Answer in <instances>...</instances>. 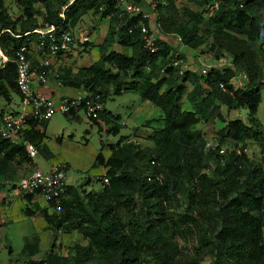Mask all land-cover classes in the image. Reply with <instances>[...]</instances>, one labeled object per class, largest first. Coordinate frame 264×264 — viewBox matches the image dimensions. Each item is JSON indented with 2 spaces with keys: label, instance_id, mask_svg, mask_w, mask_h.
Masks as SVG:
<instances>
[{
  "label": "trees",
  "instance_id": "trees-1",
  "mask_svg": "<svg viewBox=\"0 0 264 264\" xmlns=\"http://www.w3.org/2000/svg\"><path fill=\"white\" fill-rule=\"evenodd\" d=\"M12 1L20 10L13 20L0 0V50L5 57L13 58L21 46L31 50L30 46L38 43V36L31 31L52 26L54 35L71 33L81 17L91 13L108 21L105 37L95 47L97 60L73 74L68 69L57 70L56 78L47 79H56L61 87L96 93L102 104L109 96L132 93L159 113L141 125L150 130L147 136L150 146L133 152L129 143L121 144L126 138L120 137L107 145L106 159L99 149L90 166L105 170L97 179L107 181L99 192H87L79 197L76 187L66 186L59 210L55 211L50 203V215L40 212L53 234L52 242L38 261H31L38 254V238L31 236L30 244L24 242L21 249V255L28 259L26 264H89V261L146 264L144 249L149 252L152 264H177L178 234L182 232L191 238L196 225L204 227L211 237L208 264H264L263 159L253 163L244 151V144L253 142L264 158V130L255 119L264 78L256 63L257 52L264 50V0H224L212 13H208L203 0H185L200 6L199 12L186 8L175 11L173 0H153L152 11L162 35L179 39V44L196 56L226 55L229 59L230 67L209 68L203 75L182 68V63L171 66L175 58L181 60V57L176 55L168 38L164 42L155 40L157 50L153 54L142 49L137 27L140 17L121 14L119 19L115 18L118 13L115 0H74L69 5L68 0ZM134 2L141 7L138 0ZM81 44L89 45L84 40ZM114 44L128 49L129 55L111 50ZM27 60L30 70L50 69L36 65L31 55H27ZM237 73H243L246 81L233 90L229 81ZM15 77V65L6 62L0 68L3 108L11 107L12 96L17 100L20 97ZM184 84L190 86L187 93ZM182 97L190 106L188 110L179 105ZM215 104L226 110L242 109L246 114V122L224 120L218 115L222 123L216 132L218 142L233 147L224 156L217 155L218 147L205 148L201 135L194 130L199 122L211 117ZM262 110L264 114V106ZM4 114L0 110V126ZM74 116L64 115V118ZM98 119L104 124L111 123L106 134H118L120 127L115 122L118 116L111 117L103 107ZM46 125L47 121L27 122L17 144L0 138V178L11 180L15 165L31 164L23 143L31 144L37 157L45 161L52 159L44 143V133L36 130L38 126L44 131ZM60 141V137L55 138L56 144ZM21 199L23 213L29 216L31 195H22ZM178 203L181 211L175 214ZM169 204L174 205L172 211L167 208ZM70 226L86 245H74L71 255L60 256L54 251V233L65 232Z\"/></svg>",
  "mask_w": 264,
  "mask_h": 264
},
{
  "label": "rangeland",
  "instance_id": "rangeland-1",
  "mask_svg": "<svg viewBox=\"0 0 264 264\" xmlns=\"http://www.w3.org/2000/svg\"><path fill=\"white\" fill-rule=\"evenodd\" d=\"M3 3L9 17L12 20L17 18L20 10L15 3L12 0H3ZM173 7L175 11H179L182 8H186L192 12H199L201 10L200 6L189 5L182 0H173ZM144 9L147 10L148 14L152 15L155 13L148 8ZM107 22V20H102L91 13H86L81 17L77 26L71 30L73 43L75 42L74 45L75 48H77L78 53L72 58L73 60L69 59L65 62V67L71 69V71H75L80 67L90 65L96 60L94 57L96 58L97 53L94 49L91 50L89 48L88 53L81 54L80 50H78L76 41L78 40L81 44L82 41L86 39V35L88 36L91 33L88 38L90 40L89 42L92 44L100 43ZM160 34L161 31L158 30L156 37L159 38V40L163 39L162 42H164L167 40L166 38H168V43L171 44L175 50L178 51L179 49L182 53V55L179 53L182 63L186 62V64H188L187 66L190 69L188 71L190 72L200 74L201 69L213 67L219 58H223L226 62H230L226 55L222 57H213L210 54L193 56V51L184 48L175 40L171 39L170 36ZM111 50L126 56L129 55L128 49L119 47L116 44L112 45ZM256 63L260 67L262 73H264V50L257 52ZM242 74L243 73H237L229 81L233 90L238 89L245 84L246 78L243 79ZM184 87L185 93H187L190 90V86L184 84ZM72 93L73 91L69 88H64L59 89L56 94L70 96ZM260 94L261 101L257 106L255 119L264 130V114L262 110L264 106V78L262 80V85L260 86ZM183 97L180 100L179 105L181 109L188 110L190 106L183 101ZM10 103L12 104L11 107L5 106L3 108V103L0 100V110H2L3 113H6L8 110H15L18 100L12 96ZM103 107L111 117H119V119L115 121L120 127L116 136L106 134V132L102 130L98 131L97 124L85 121L81 112H78L77 117L73 119H67L62 115L55 114L47 122L44 129V136L46 139L45 144L52 154V159L48 161H45L40 157H35L33 159L35 168L42 172H47L49 164L51 163L61 164L62 162H66L68 168L65 172V183L72 187H76L79 197H83L87 192L97 193L100 191V184L99 181H97L99 177H97V175L100 174L101 169L90 168L92 160L96 153H98L100 147L103 145L102 147H105V152L108 150L107 145L114 144L120 137L126 138L121 144H127L126 142L130 141L129 145L133 147V152H138L141 149L150 146L151 144L147 137L150 130L141 128V125L145 120L156 118L159 115L156 109L148 103L140 101L138 96L132 93H125L120 96H109L105 100ZM218 115L224 120L238 119L246 122V114L242 109L226 110L224 107L215 104L211 117L207 121L199 122L195 126L194 130L201 135L206 145L205 148L214 149L215 147H218L216 150L217 155L224 156L232 151L233 147L229 143L225 142L219 144L218 142L216 132L222 126V123L218 119ZM57 137H61V142L59 144L55 143V138ZM244 148L246 149L245 155L249 161L258 163L260 159H263L261 166L264 167V158L260 156L256 144L253 142H246ZM102 154L104 153L102 152ZM143 168L145 167L143 166ZM32 169L33 166L31 164L15 165L13 169L15 177L13 176L14 178L11 180L0 178V188L5 186V183H2L5 180L8 181V184H6L7 186L10 188L15 187V184L10 186L11 183H18L20 180L24 179ZM203 172L208 174V171L206 170ZM179 202H181V200H179ZM178 205L179 208L176 209L175 214L180 213L181 211L180 204L178 203ZM167 208L169 211H172L174 205L169 204L167 205ZM12 209L14 212H12L9 222L0 227V236L2 237L0 243V264H24L26 258L21 255L23 240L32 235H36L39 238V252L36 258L40 259L48 250V247L52 242L51 236L53 234L50 232L48 233V235L51 236L50 240L47 242L45 235L38 229L36 221L34 222L33 219L30 220L28 218H20L18 216L19 211L17 205L13 206ZM68 228L69 229L65 232H55L53 240L54 251L60 256L71 255L72 247L74 245H79L81 247L86 245V242L81 239L77 231L72 229L71 226ZM262 234L264 244V227L262 229ZM210 241L211 237L208 231H205V228L202 226L196 225L193 227L191 238L180 232L176 240L177 249L179 251V260L177 264H208L211 260L212 253ZM8 248L10 253H8ZM143 259L146 264H152L151 256L146 249L143 250ZM85 264H88V262ZM89 264H92V262L89 261Z\"/></svg>",
  "mask_w": 264,
  "mask_h": 264
},
{
  "label": "built area",
  "instance_id": "built-area-1",
  "mask_svg": "<svg viewBox=\"0 0 264 264\" xmlns=\"http://www.w3.org/2000/svg\"><path fill=\"white\" fill-rule=\"evenodd\" d=\"M73 1L74 0H68V5ZM138 1L141 7L136 5L134 0H115L114 8L117 10L116 12H118L115 18L119 19L121 14L127 15L128 17L139 16L141 23H139L137 27L142 49L146 50L149 54H153L157 50L155 40L157 39L156 34L159 27L155 22L154 14H148L147 10L144 8L153 10L154 2L153 0ZM203 1L206 2L208 13L215 12L219 5L224 2V0ZM142 21H144V23ZM54 32L55 30L52 26H49L45 30L31 31V33L38 36V43L35 44V52L39 58V66L42 68L49 67L50 59L65 57L71 52L73 45L72 34L70 32H63L54 35ZM130 32L131 28H128L127 33ZM26 34L28 33L24 35ZM176 42L179 43V39H176ZM27 55H31V50H26L23 46L15 51L11 59L5 57L0 50V68L9 61L16 67L15 85L20 94L15 111L2 115V124L0 126L1 139L17 144L22 138L27 122L34 121L39 124L49 121L55 114L62 116L70 114L75 115L77 114V110H79L85 118V121L89 123H92V121H99L98 117L103 111V104L100 100V96L96 93L82 92L72 97L63 96L54 99L32 92L30 90V85L34 79L37 84L44 86L47 83L48 76L57 77V71L52 69H47L42 72H38L39 70H30V63L27 60ZM181 63L182 61L180 59L175 58L171 66L177 67L180 66ZM230 66V63L226 62L225 59L219 58L211 68L222 69ZM208 69L209 68L201 69V74H205ZM178 73L181 74V71ZM242 78L245 79L244 74H242ZM218 87L223 91L221 84H219ZM126 143H130V141ZM23 149L28 158H35L36 151L31 144L23 143ZM244 151H246V149ZM158 179H160V177H157V180ZM2 183H5V185L8 184L7 181ZM106 183V179H99L100 187H103ZM66 186L65 167L63 164H57L51 166L47 172H42L37 169L32 170L24 179L20 180L15 185L14 190L20 195L38 194L46 204L51 203L52 208L58 211L59 203L64 197Z\"/></svg>",
  "mask_w": 264,
  "mask_h": 264
},
{
  "label": "crops",
  "instance_id": "crops-1",
  "mask_svg": "<svg viewBox=\"0 0 264 264\" xmlns=\"http://www.w3.org/2000/svg\"><path fill=\"white\" fill-rule=\"evenodd\" d=\"M182 1H184L186 4H189V5H193V4H191V3H187L185 0H182ZM106 20V19H105ZM108 23V22H107ZM106 30H107V26L105 27V29H104V31H103V34H102V36H103V38H102V41H103V39H104V37H105V34H106ZM87 34V33H86ZM91 34V33H90ZM89 34V35H90ZM89 35L87 36L86 35V39L84 40L85 41V43H87V44H89L87 47H84V46H81L82 44H79L80 42L77 40L76 41V43H77V45H78V50H80V53L81 54H86V53H88V49L90 48L91 50H95L96 51V49H95V47L97 46V45H99V44H101L102 43V41L100 42V43H98V44H92V43H90L89 41ZM75 43V42H74ZM74 43H73V45H72V49H71V52L68 54V55H66L65 57H60V58H57V59H50V61H49V67H50V69H52V70H58V71H60V70H62V69H68L72 74L73 73H75L76 72V70L75 71H71V69H69V68H67V67H65V62L66 61H68L69 59L70 60H73L72 58L75 56V55H77V48H75V45H74ZM184 47V46H183ZM184 48H186V47H184ZM30 49H31V60H33L35 63H36V65H38L39 66V58H38V56H37V54H36V52H35V46L34 45H32V46H30ZM176 51V53H180L181 55H182V53L179 51V49H178V51L177 50H175ZM97 53V52H96ZM193 56H196L194 53H193ZM97 58H98V55L96 56V58L94 57V59H96L97 60ZM95 60V61H96ZM83 61H84V59H83ZM94 61V62H95ZM94 62H92V63H94ZM91 63V64H92ZM90 64V65H91ZM90 65H87V66H83V67H80V68H84V67H88V66H90ZM188 64H186V62H183L182 63V68H184V69H186V70H190L189 69V67L187 66ZM79 69V68H78ZM38 70H40V69H38ZM64 88H66V87H61L59 84H58V82H56V79H53L52 77L51 78H48L47 79V83H46V85H44V86H41V85H39V84H37V82H36V80L34 79L33 81H32V83H31V85H30V90L32 91V92H34V93H36V94H41V95H44V96H47V97H51V98H57V97H63V96H66V95H64V94H56L58 91H59V89H64ZM71 91H73V93H72V95H70V96H67V97H72V96H74V95H76V94H79V93H82L83 91H82V89H78V90H76V89H72V88H69ZM74 117H77V114H75V116ZM48 122V121H47ZM112 125H111V123H107V124H104V122H100V121H98L97 122V128H98V131H105L107 128H109V127H111ZM124 126V125H123ZM36 130L37 131H39V132H43L44 133V131L40 128V127H36ZM60 139H61V137H60ZM46 140V139H45ZM45 140H44V143H45ZM61 142V141H60ZM46 145V144H45ZM103 146V145H102ZM100 147V153H101V155H102V157H103V159H106L108 156H109V151L107 150V151H105L104 152V148L105 147ZM48 148V147H47ZM49 150V149H48ZM104 153V154H102V152ZM49 152H50V150H49ZM97 154V153H96ZM35 157H37V156H35ZM94 159V158H93ZM92 162H93V160H92ZM58 163H54V164H49V168L47 169V171L50 169V167L51 166H54V165H57ZM61 164H63V165H65V172H66V170H67V168H68V165H67V163L66 162H62ZM92 164V163H91ZM31 165L33 166V169L32 170H34V169H36L35 168V164H34V162H33V159L31 160ZM91 168V167H90ZM96 168H100L101 169V171H100V174L99 175H97V177H101L103 174H104V169L102 168V167H96ZM91 169H93V168H91ZM31 170V171H32ZM46 172V171H45ZM30 172H28V174H29ZM15 177V176H14ZM13 177V178H14ZM1 178H3V177H1ZM6 181V180H5ZM8 182V181H7ZM16 185L17 183H11V185L10 186H12V185ZM67 186H71V185H68V184H66ZM29 195H31V200H30V202H29V204H28V208H29V210H30V215L29 216H26L24 213H23V208H24V201L21 199V196L22 195H20V194H18L17 193V191H15L14 190V188H10L9 186H7V185H5L3 188H0V227H2V226H4V225H6L8 222H9V219L11 218V215H12V212H14L13 211V209H12V207L13 206H15V205H17V207H18V211H19V214H18V216L21 218H28V219H30V220H32L33 219V221L35 222L36 221V224H37V227H38V229L42 232V234H44L45 235V238H46V241L48 242L49 240H50V236L51 235H48V233L50 232V233H52L49 229H48V227L46 226V224L44 223V221L42 220V218H41V215H40V212L41 211H45V213L47 214V215H50L51 214V212H52V210H51V208L48 206V204H46L44 201H43V199L41 198V196L40 195H38V194H29ZM16 220H17V218H16ZM18 221V220H17ZM58 232H60V231H57V233ZM55 234V233H54ZM32 236H36V235H32ZM37 238H38V236H36ZM0 238H1V240H2V237L0 236ZM30 241H31V237H29V238H24V240H23V243L24 242H26L27 244H30ZM38 252H39V238H38ZM36 256L37 255H35V256H33V257H31L30 258V260L31 261H38L39 260V258H36ZM28 261V259H26V262ZM26 262L24 263V264H26Z\"/></svg>",
  "mask_w": 264,
  "mask_h": 264
}]
</instances>
